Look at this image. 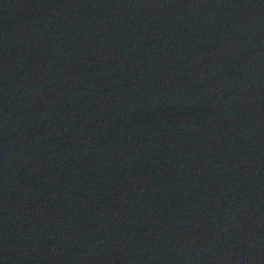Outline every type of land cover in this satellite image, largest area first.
<instances>
[{
  "label": "water",
  "instance_id": "1",
  "mask_svg": "<svg viewBox=\"0 0 264 264\" xmlns=\"http://www.w3.org/2000/svg\"><path fill=\"white\" fill-rule=\"evenodd\" d=\"M0 264H264V0H0Z\"/></svg>",
  "mask_w": 264,
  "mask_h": 264
}]
</instances>
